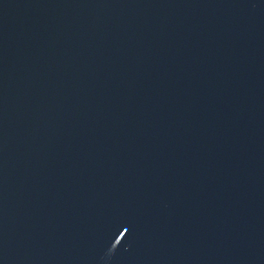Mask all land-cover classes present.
Instances as JSON below:
<instances>
[{
  "label": "water",
  "instance_id": "water-1",
  "mask_svg": "<svg viewBox=\"0 0 264 264\" xmlns=\"http://www.w3.org/2000/svg\"><path fill=\"white\" fill-rule=\"evenodd\" d=\"M0 264H264V0H0Z\"/></svg>",
  "mask_w": 264,
  "mask_h": 264
}]
</instances>
